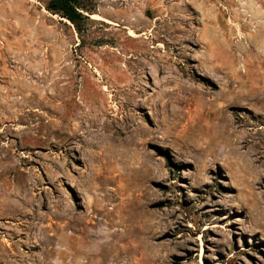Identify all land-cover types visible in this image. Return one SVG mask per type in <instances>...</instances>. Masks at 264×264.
Segmentation results:
<instances>
[{"label":"rangeland","instance_id":"obj_1","mask_svg":"<svg viewBox=\"0 0 264 264\" xmlns=\"http://www.w3.org/2000/svg\"><path fill=\"white\" fill-rule=\"evenodd\" d=\"M49 1L0 0V264H264V65L211 40L264 0Z\"/></svg>","mask_w":264,"mask_h":264},{"label":"bare ground","instance_id":"obj_2","mask_svg":"<svg viewBox=\"0 0 264 264\" xmlns=\"http://www.w3.org/2000/svg\"><path fill=\"white\" fill-rule=\"evenodd\" d=\"M93 16H95V15H93ZM253 20H255V21H253ZM245 27H247L250 30V32L244 33L241 29V33H243L242 34L243 36H239V39L237 40V42L234 41L235 44L231 43L232 39L225 38L223 36L224 34H221V33H218V31H215V27L212 28L211 40H213L212 42H213V44H215V46L224 48L225 50L229 51L230 55H232L234 57H235V54L233 53L234 49L240 50L241 55H244V59L248 64V69H252L253 67L257 68L258 66L264 65V20L250 19V21L245 22ZM241 33H240V35H241ZM228 35H227V37H228ZM257 38L261 39L260 42L256 41ZM256 49L258 51L260 50L261 54H260V52L257 53ZM249 54H251V55H249ZM257 59H259L258 63H257ZM246 67H247V65H246ZM248 69H246L244 71L247 72ZM240 74H243V73H240ZM244 75H245V73H244ZM259 84H260V82H259ZM259 84H257V82L249 84V88L246 90L247 93H249L253 97L264 98V84H262V83L260 85ZM215 118L218 119L219 117L215 116ZM207 126L209 128H211L210 124H208ZM221 130L226 135V138L231 140L232 136L235 135L236 128L235 127L229 128V125L227 124V125L221 126ZM248 136H250V134H247V132L244 130L242 133L237 134V138L234 140V142L237 143L240 139H245V143L250 147V151H251V150H254V148L256 147L257 144L253 140H249ZM216 137H219L217 143H213V140L211 138H207V139L203 140V143L206 144L205 151L207 154H210L213 157L220 156V155L224 156L230 152V150L227 148L228 143L225 142V144H223V141L221 140L219 134L216 135ZM221 143L224 145L225 148L222 151V153L219 154L217 151V148ZM111 209H113V208H111ZM95 219H96V217H95ZM95 223H97V221H95Z\"/></svg>","mask_w":264,"mask_h":264},{"label":"trees","instance_id":"obj_3","mask_svg":"<svg viewBox=\"0 0 264 264\" xmlns=\"http://www.w3.org/2000/svg\"><path fill=\"white\" fill-rule=\"evenodd\" d=\"M47 9L67 18L79 31L82 28L81 23L89 20V17L94 14V9L84 0H50Z\"/></svg>","mask_w":264,"mask_h":264},{"label":"crops","instance_id":"obj_4","mask_svg":"<svg viewBox=\"0 0 264 264\" xmlns=\"http://www.w3.org/2000/svg\"><path fill=\"white\" fill-rule=\"evenodd\" d=\"M90 263H91V260H90ZM93 263V262H92Z\"/></svg>","mask_w":264,"mask_h":264}]
</instances>
